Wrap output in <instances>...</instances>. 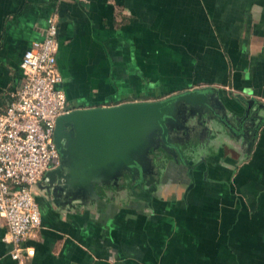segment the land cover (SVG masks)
<instances>
[{
    "label": "crops",
    "instance_id": "obj_1",
    "mask_svg": "<svg viewBox=\"0 0 264 264\" xmlns=\"http://www.w3.org/2000/svg\"><path fill=\"white\" fill-rule=\"evenodd\" d=\"M53 13L71 107L205 88L238 128L246 99L264 105V0H0V111ZM260 113L243 131L200 127L196 151L164 165L152 199L97 184L118 189L69 200L39 182L42 223L21 242L35 248L23 263L264 264ZM15 247L0 213V264H20Z\"/></svg>",
    "mask_w": 264,
    "mask_h": 264
},
{
    "label": "water",
    "instance_id": "obj_2",
    "mask_svg": "<svg viewBox=\"0 0 264 264\" xmlns=\"http://www.w3.org/2000/svg\"><path fill=\"white\" fill-rule=\"evenodd\" d=\"M214 98L208 89L192 88L159 99L73 107L57 118L60 163L40 182L69 200L88 202L100 197L97 184L126 190L135 181L133 187L153 184L138 193L152 199L168 163L164 150L186 161L197 149L200 127L204 130L208 123L217 135L224 125L243 131L249 127L247 118L260 125L264 105L255 98L246 99L238 128Z\"/></svg>",
    "mask_w": 264,
    "mask_h": 264
},
{
    "label": "built area",
    "instance_id": "obj_3",
    "mask_svg": "<svg viewBox=\"0 0 264 264\" xmlns=\"http://www.w3.org/2000/svg\"><path fill=\"white\" fill-rule=\"evenodd\" d=\"M59 45L58 19L53 13L47 18L44 37L24 51L25 80L0 111V213L16 244L12 256L20 264L25 254L35 253L34 247L24 248L22 240L42 223L34 188L48 169L60 163L57 118L73 108L59 86L63 80L57 63Z\"/></svg>",
    "mask_w": 264,
    "mask_h": 264
},
{
    "label": "flooded vegetation",
    "instance_id": "obj_4",
    "mask_svg": "<svg viewBox=\"0 0 264 264\" xmlns=\"http://www.w3.org/2000/svg\"><path fill=\"white\" fill-rule=\"evenodd\" d=\"M182 140H184L182 142H185V139H182ZM159 150L162 151V148H159ZM59 151H60V149H59ZM164 156L168 159V161L169 160H172V157H174V155L171 152H168L166 150H164ZM60 159H61V152H60ZM175 160H178L177 159V156H175ZM186 161H187V159H186ZM134 184H135V181H133L130 184H128V188H126V191L127 192H130L132 195L138 196V197H139V194L138 193L141 191V189H143V188H146L147 189V188H150L151 186H153V184L152 185H149V184H145L144 183L143 185H140V186L139 185H135V187H133ZM96 188H97L98 191H101L102 192L104 190L113 191L117 187L116 186H110V187H108V186H105V185H97ZM121 189L124 190V188H121Z\"/></svg>",
    "mask_w": 264,
    "mask_h": 264
}]
</instances>
